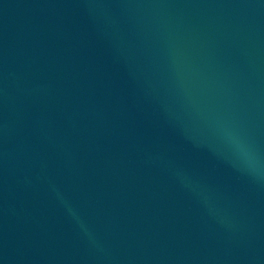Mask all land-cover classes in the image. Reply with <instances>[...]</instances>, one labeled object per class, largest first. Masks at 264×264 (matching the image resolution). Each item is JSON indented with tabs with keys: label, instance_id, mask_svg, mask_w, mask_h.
<instances>
[{
	"label": "water",
	"instance_id": "95a60500",
	"mask_svg": "<svg viewBox=\"0 0 264 264\" xmlns=\"http://www.w3.org/2000/svg\"><path fill=\"white\" fill-rule=\"evenodd\" d=\"M0 264H264V0H0Z\"/></svg>",
	"mask_w": 264,
	"mask_h": 264
}]
</instances>
